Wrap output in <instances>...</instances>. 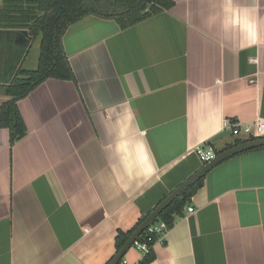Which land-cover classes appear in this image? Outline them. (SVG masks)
<instances>
[{
  "label": "crops",
  "instance_id": "0c3cea01",
  "mask_svg": "<svg viewBox=\"0 0 264 264\" xmlns=\"http://www.w3.org/2000/svg\"><path fill=\"white\" fill-rule=\"evenodd\" d=\"M171 1L124 29L97 15L69 25L76 81L18 100L27 133L13 145L0 127V264H107L117 232L202 167L197 145L219 153L237 140L228 122L264 118V0ZM17 30L0 27V105L37 65L39 41ZM153 250L147 264H264V148L212 166Z\"/></svg>",
  "mask_w": 264,
  "mask_h": 264
},
{
  "label": "trees",
  "instance_id": "16d2710c",
  "mask_svg": "<svg viewBox=\"0 0 264 264\" xmlns=\"http://www.w3.org/2000/svg\"><path fill=\"white\" fill-rule=\"evenodd\" d=\"M0 1V27L27 29L35 39L40 36L36 67L33 69L19 67L12 80L3 87L8 99L0 105V127L8 128L10 145H13L27 133V127L17 104L19 99L25 97L48 78L76 81L62 43V37L69 25L87 15H97L114 19L119 27L124 29L158 12L169 9L173 4L171 0ZM247 140L237 139L226 149ZM257 148H264V146ZM204 176L205 174L164 208L155 221H163L168 229L171 228L175 221L183 216L185 206L189 203L192 195L201 187ZM152 210L141 215L132 229L117 232L114 239L115 253ZM158 237L157 232H151L148 228L139 235L137 241L144 242L149 247L140 264H147L154 259L153 245Z\"/></svg>",
  "mask_w": 264,
  "mask_h": 264
},
{
  "label": "water",
  "instance_id": "95a60500",
  "mask_svg": "<svg viewBox=\"0 0 264 264\" xmlns=\"http://www.w3.org/2000/svg\"><path fill=\"white\" fill-rule=\"evenodd\" d=\"M14 32V31H13ZM16 34H22L26 41L32 39L27 29H20L15 31ZM264 146V137L253 140H247L242 143L233 145L225 150L220 151L213 159L204 163L195 173L186 178L177 187H175L157 206L146 216L142 223L131 233L128 239L123 243L120 249L114 254L107 264H117L126 251L139 238V235L148 228L159 216L164 208H166L176 197L180 196L188 187L204 175L212 166L226 159L229 156L243 152L245 150Z\"/></svg>",
  "mask_w": 264,
  "mask_h": 264
},
{
  "label": "built area",
  "instance_id": "2783aa9c",
  "mask_svg": "<svg viewBox=\"0 0 264 264\" xmlns=\"http://www.w3.org/2000/svg\"><path fill=\"white\" fill-rule=\"evenodd\" d=\"M226 128L229 129V132L232 136H234L238 140H247V139H257L264 137V118H260L254 120L253 122H228ZM224 126V127H225ZM195 153L199 160L203 163H206L213 159L218 151L215 146L209 142L205 141L201 144L197 145L195 148ZM189 212L193 211V207L189 206L187 208ZM148 230L151 232H157L159 234L158 240H161L166 232L168 231V227L165 222L154 221L149 227ZM138 251H140L143 256L148 252L149 247L144 242L135 241L133 245ZM117 264H140V263H130L125 258H122Z\"/></svg>",
  "mask_w": 264,
  "mask_h": 264
},
{
  "label": "rangeland",
  "instance_id": "374dc122",
  "mask_svg": "<svg viewBox=\"0 0 264 264\" xmlns=\"http://www.w3.org/2000/svg\"><path fill=\"white\" fill-rule=\"evenodd\" d=\"M37 41H40V36H37ZM36 44V43H35ZM32 45V47H31V49H30V51H29V54H28V58H29V60H33V58H34V56H35V51L37 50V47H36V45ZM33 61L31 62V64L30 63H28V65H27V67H32L33 66ZM36 66L34 65V67L33 68H35ZM33 68H31V69H33ZM26 69H28V68H26Z\"/></svg>",
  "mask_w": 264,
  "mask_h": 264
}]
</instances>
